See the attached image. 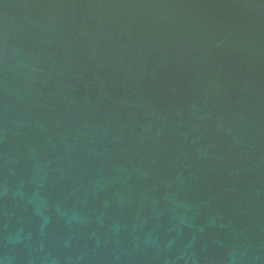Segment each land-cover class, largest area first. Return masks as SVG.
<instances>
[{"label": "water", "instance_id": "1", "mask_svg": "<svg viewBox=\"0 0 264 264\" xmlns=\"http://www.w3.org/2000/svg\"><path fill=\"white\" fill-rule=\"evenodd\" d=\"M0 264H264V0H0Z\"/></svg>", "mask_w": 264, "mask_h": 264}]
</instances>
